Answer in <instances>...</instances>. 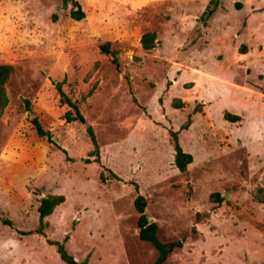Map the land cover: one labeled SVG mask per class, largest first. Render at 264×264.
<instances>
[{"label": "rangeland", "instance_id": "obj_1", "mask_svg": "<svg viewBox=\"0 0 264 264\" xmlns=\"http://www.w3.org/2000/svg\"><path fill=\"white\" fill-rule=\"evenodd\" d=\"M79 1L82 21L63 0H0V65L15 67L0 120V264H66L48 240L79 263L154 264L138 194L161 241L185 238L165 264H264V205L252 199L264 180V0H220L207 24L211 0ZM107 43L120 69L100 51ZM62 92L85 124L68 123ZM172 131L193 156L186 173ZM49 195L65 202L45 236L23 234L38 228Z\"/></svg>", "mask_w": 264, "mask_h": 264}, {"label": "trees", "instance_id": "obj_2", "mask_svg": "<svg viewBox=\"0 0 264 264\" xmlns=\"http://www.w3.org/2000/svg\"><path fill=\"white\" fill-rule=\"evenodd\" d=\"M63 5L65 8L71 6L70 17L75 21H82L86 18V13L83 10V7L79 0H63ZM238 5V4H237ZM220 7V0H211L206 10L204 11L201 19L207 24L209 20L215 15ZM141 43L144 50L150 51L156 47V34L154 32L145 33L142 36ZM101 53L112 58V62L118 69H120L119 63V50L113 49L111 44H103L100 47ZM15 73V67L10 64L0 65V120L2 119L5 109L9 104V98L7 95L6 85L10 81L12 75ZM62 99L71 107L74 111L75 115L70 112L66 119L68 123L79 121L82 123H86V119L81 113V110L77 103L73 102L65 93L62 92ZM179 105V104H178ZM177 106V105H176ZM180 107V106H178ZM176 107V108H178ZM224 119L231 123H237L241 121V116L232 114L230 112H226L224 115ZM32 123L34 128L40 138H46L50 144H55L51 132L45 130L39 120L37 118L32 119ZM191 126V117L188 118L186 123L183 125L182 129L187 130ZM87 132L90 135L92 144L94 146L93 151L91 152V156L95 157L96 162H100V150L97 142L96 135L94 133L93 128L90 126L87 128ZM172 145L175 151V165L177 169L181 173H186L188 171L189 166L193 163L194 159L192 154L187 153L182 148L179 141V132L172 131ZM57 145V144H56ZM62 149V148H61ZM66 154L67 151L62 149ZM113 177L118 178V176L114 172H110ZM101 180L105 182L107 178L104 174L100 176ZM216 198L217 203H222L223 199L219 196V194H213L212 199ZM252 199L254 202L264 205V180L263 183L257 185L252 191ZM65 202V197L63 195H49L41 199L38 214H39V226L37 229L31 232H22L26 235L37 234L39 236H45V230L49 227V222L47 218L51 216L54 210ZM135 208L139 213L138 220V228H139V237L142 241L150 243L157 251L158 256L155 260L154 264H165L173 253L181 248H183L185 243V238L177 239L174 241L164 242L159 238V226L156 222L150 223L149 217L146 214L147 210V200L146 198L138 194L135 199ZM5 225L12 226V222L10 220L2 221ZM196 233V229L193 230ZM50 245L56 247L58 254L62 261L66 264H87V260L79 263L74 256H72L67 248L66 242H58L48 240Z\"/></svg>", "mask_w": 264, "mask_h": 264}, {"label": "water", "instance_id": "obj_3", "mask_svg": "<svg viewBox=\"0 0 264 264\" xmlns=\"http://www.w3.org/2000/svg\"><path fill=\"white\" fill-rule=\"evenodd\" d=\"M149 222H150V223H153V222H154V220H153V219H149Z\"/></svg>", "mask_w": 264, "mask_h": 264}]
</instances>
